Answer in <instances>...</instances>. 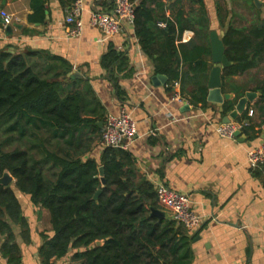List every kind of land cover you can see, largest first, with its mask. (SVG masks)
Returning <instances> with one entry per match:
<instances>
[{"label": "trees", "instance_id": "trees-1", "mask_svg": "<svg viewBox=\"0 0 264 264\" xmlns=\"http://www.w3.org/2000/svg\"><path fill=\"white\" fill-rule=\"evenodd\" d=\"M147 1L136 8L135 30L142 48L154 58L157 72L181 80L182 96L187 92L193 104L206 105L207 57L212 51L205 1L193 0L199 4L195 17L179 15L174 21L165 16L163 27ZM158 1L159 12L169 6ZM245 2L255 18L243 27L228 24L222 39L232 64L224 69L223 80L264 62L263 8L255 0ZM216 9L224 26L228 9L223 0H216ZM187 28L195 31V37L176 44ZM181 55L190 62L188 71L179 70ZM56 59L44 52H0V178L6 171L14 177L10 184L0 183L2 255L12 264L21 263L14 225L21 227V235L29 241L30 225L21 200L26 194L49 215L39 247L42 264H55L65 257H69L66 264H190V232L167 216H151L152 208H163L154 184L138 177L132 151L105 147L99 155L94 152V140L89 134L85 138L84 131L93 127L92 135L102 134L97 122L105 114L99 110V100H89L78 89H66L60 78L71 76V65L57 59L59 65ZM126 60L123 52L112 49L102 65L113 71ZM257 89L262 92L260 109L264 112V79ZM236 92L238 96L243 93ZM233 107L234 101H226L225 111ZM90 108L99 113L98 119L85 115ZM97 240L104 243L97 245Z\"/></svg>", "mask_w": 264, "mask_h": 264}, {"label": "crops", "instance_id": "crops-1", "mask_svg": "<svg viewBox=\"0 0 264 264\" xmlns=\"http://www.w3.org/2000/svg\"><path fill=\"white\" fill-rule=\"evenodd\" d=\"M73 1L0 0V12L6 10L14 17L12 24L5 25L0 13V52H44L62 60L71 65V76L60 78L67 90L78 89L89 100H99V110L105 116L108 112L118 113L123 107L133 115L137 121V136L129 149L134 154L138 177H145L155 188L163 182L188 193L194 209L204 218L197 229L188 230L193 250L190 264H264V170L253 169L248 163L249 149L264 140V112L260 109L262 92L257 89L264 79V72L256 78L257 85L254 86L251 78L244 81L249 71L224 80L223 92L231 93L229 100L234 101L233 109L228 111H225L228 100L221 110L209 101L206 105L193 104L187 92L183 100L174 99L179 90L175 83H180L181 92V80L157 72L156 62L142 48L135 28H126L108 37L89 24L90 11H110L115 0H85V25L80 35L71 34L73 27L65 21ZM136 1L138 6L143 0ZM204 1L211 32L217 30L223 38L228 24L232 23L231 17L235 16L234 11L224 14L225 25L221 26L216 0ZM262 1L260 7L264 9ZM167 2L169 6L159 12L158 0L147 1V5L156 9L154 16L159 26L165 16L175 21L179 15L189 19L198 13L199 4L193 0ZM195 35L193 29L187 28L176 44L187 43ZM112 49L123 52L127 59L122 67H113V71L102 65L103 57ZM182 57L179 70L188 71L190 62ZM207 59L209 79L214 65L212 52ZM157 74L167 75L166 83H154L153 77ZM237 89L243 92L240 96ZM247 91H255L257 97L237 119L244 115L243 118L251 120V127L241 131L236 140L221 137L217 125L234 111ZM185 105L189 107L185 108ZM248 107L255 110L253 117L248 115ZM98 114L90 108L85 115L98 119ZM103 120L97 122L101 129L104 123L102 126L99 123ZM92 128H85V138L87 134L93 138L92 148L99 155L101 134L92 135ZM21 200L30 225V238L25 240L21 227L14 225L21 247L20 264H42L39 247L43 243L42 233L49 226V215L45 209L41 211L35 206L26 194L21 195ZM4 239L0 238V244ZM67 262L69 257L58 259L55 264ZM0 264H12L1 251Z\"/></svg>", "mask_w": 264, "mask_h": 264}, {"label": "built area", "instance_id": "built-area-1", "mask_svg": "<svg viewBox=\"0 0 264 264\" xmlns=\"http://www.w3.org/2000/svg\"><path fill=\"white\" fill-rule=\"evenodd\" d=\"M163 1L167 2L168 0ZM137 4L136 0H115L114 7L110 11H90L89 24L101 30L108 37H112L126 28L134 29ZM85 12V0H74L65 17L66 23L73 27L70 30L71 34L80 35L83 31ZM0 13L5 25L14 22L13 15L6 10H1ZM160 25L165 26L166 24L163 22ZM175 85L179 86V90L174 99L183 100L180 83L176 82ZM254 113L253 108L248 109L250 117H253ZM103 123L102 148L129 149L131 142L137 136V121L133 115L123 107L118 113L106 114ZM251 124V120L246 118L221 122L217 125V132L223 138L236 140L238 138L237 132L244 131ZM248 163L253 169L260 168L264 170V140L259 145L249 149ZM156 191L158 202L170 219L184 225L190 231H194L202 224L204 218L194 209L188 193L178 191L163 182L156 186Z\"/></svg>", "mask_w": 264, "mask_h": 264}, {"label": "water", "instance_id": "water-1", "mask_svg": "<svg viewBox=\"0 0 264 264\" xmlns=\"http://www.w3.org/2000/svg\"><path fill=\"white\" fill-rule=\"evenodd\" d=\"M258 7L261 6V0H255ZM211 45H212V60H213V67L211 69L209 79H208V95L207 100L209 102L217 104L221 110L224 109V104L226 100H229L232 98L231 93H224L223 92V86H224V80H223V70L232 64V62L227 58L225 54V44L222 39V37L219 35L217 30H213L211 32ZM167 75L163 74H157L153 77L154 83H166L167 81ZM255 97H257V93L255 91H247L245 96L241 97L234 109L228 115L224 118V122H229L232 118L237 119L240 114H243L248 103L252 102ZM189 105H185V108H188ZM100 126L103 125V122L99 123ZM242 134L241 131L237 132V136L239 137ZM264 139V134H263ZM100 174L102 183H106V179L104 177V167H100ZM14 177L11 175L9 171H6L4 175L0 178V183H3L5 185L10 184L13 182ZM101 193V189H99L95 195V198H98V196ZM151 216L159 217L160 219H163L167 216L166 211L159 208H152ZM104 243V240H97V245H102Z\"/></svg>", "mask_w": 264, "mask_h": 264}, {"label": "rangeland", "instance_id": "rangeland-1", "mask_svg": "<svg viewBox=\"0 0 264 264\" xmlns=\"http://www.w3.org/2000/svg\"><path fill=\"white\" fill-rule=\"evenodd\" d=\"M262 4H263V1L261 0V5ZM223 6H224L225 9L227 8L229 12L232 9L234 10L233 13L235 14V16L231 17V21L230 22H232L235 26H246L255 18L254 14L251 11H249V9L246 7L245 0H235L234 2H231V3L225 2L223 0ZM263 11H264V9H263ZM230 13H232V12H230ZM252 16L254 18H252ZM250 71L244 77V81H245V79L247 77H249V78H251V82H252L253 86L257 85L256 78L258 79L263 74V72H264V64L261 67L255 68V69L250 70ZM108 113H111V112H108ZM101 138H102V134H101ZM27 197H28V195H27ZM41 217H43V215H41Z\"/></svg>", "mask_w": 264, "mask_h": 264}]
</instances>
